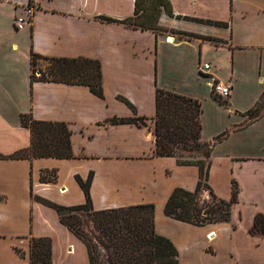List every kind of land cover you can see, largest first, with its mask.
Returning a JSON list of instances; mask_svg holds the SVG:
<instances>
[{
    "label": "crops",
    "instance_id": "crops-1",
    "mask_svg": "<svg viewBox=\"0 0 264 264\" xmlns=\"http://www.w3.org/2000/svg\"><path fill=\"white\" fill-rule=\"evenodd\" d=\"M163 2L171 16L155 0H137V13L136 0H0V154L30 146V131L20 125L24 114L66 124L72 151L69 159L0 160V264H30L33 238L51 240L52 264H89L84 244L36 198L81 205L75 177L90 173L94 210L154 205L155 230L176 247L178 264H264V233L253 226L255 217L264 219V103L258 118L246 116L264 94V2L251 3L253 27L237 22L240 35L233 26L245 19L246 0ZM26 5L33 12L17 30L15 18ZM232 8L240 14L231 17ZM229 20L228 28L209 23ZM31 52L98 61L103 98L82 85L30 84ZM205 63L230 87L226 98L206 86L198 71ZM157 89L201 103L202 141L210 133L212 140L204 141L212 145L225 134L212 147L208 184L224 200L236 184L229 223L197 227L164 215L175 188H195L198 169L153 157ZM134 116L142 125L109 123ZM51 170L56 181L42 182L41 172ZM221 184L224 193L216 192Z\"/></svg>",
    "mask_w": 264,
    "mask_h": 264
},
{
    "label": "trees",
    "instance_id": "trees-1",
    "mask_svg": "<svg viewBox=\"0 0 264 264\" xmlns=\"http://www.w3.org/2000/svg\"><path fill=\"white\" fill-rule=\"evenodd\" d=\"M155 2L158 6L164 5L166 12L172 15L163 0H155ZM138 7L136 0V13ZM128 21L131 20H126ZM209 23L217 27H229L227 23ZM205 39L220 43V40ZM38 60L48 62L49 66L43 71L36 70L34 67ZM30 70V84L40 81L82 85L88 87L96 96L103 98L100 64L96 60L43 58L31 52ZM36 71L39 72L38 77L35 75ZM220 103L223 104L222 101ZM263 103L264 94L246 116L250 120L258 118ZM128 105L131 107L130 104ZM201 113V103L197 100L161 89L156 90L153 157H171L178 165L195 166L198 169L195 188L192 191L175 188L164 204L163 213L172 220L197 227L229 223L232 206L236 203L238 195L234 182L229 200L219 198L208 184L212 147L220 143L225 138V134L217 136L212 145L203 142ZM142 122V118L135 116L130 119L113 118L109 121L112 125L137 126L142 125ZM20 125L30 131V146L10 155L0 154V160L72 158L70 131L66 124L36 121L31 114H24L20 117ZM56 179L55 170L42 171L40 174L42 182H55ZM75 180L83 192V204L65 207L40 198L36 200L53 209L60 223L84 244L89 264H99L102 255H106L107 264H178L176 247L168 238L159 235L155 230L153 204L94 210L89 192L92 173L86 180L78 176ZM203 192L209 195L207 201L200 200ZM82 217H87L91 222V232L84 228ZM253 226L256 231L264 233V219L261 216L254 218ZM29 261L30 264H52L49 238L31 239Z\"/></svg>",
    "mask_w": 264,
    "mask_h": 264
},
{
    "label": "rangeland",
    "instance_id": "rangeland-1",
    "mask_svg": "<svg viewBox=\"0 0 264 264\" xmlns=\"http://www.w3.org/2000/svg\"><path fill=\"white\" fill-rule=\"evenodd\" d=\"M259 1H262V2H264V0H259ZM246 2H247V4H245L244 5V9H245V11H247V13L245 14V19H235V25L233 26V29H234V32L237 34V35H240V34H242V25H241V23H237V22H240V21H243V22H245V26L246 27H253V25H254V18H255V12L254 11H252V6H251V3H256L257 2V0H246ZM231 3H232V1H231ZM251 6V7H250ZM233 11V12H232ZM240 9H237V8H232L231 9V17H233L234 16V13H236L237 15H239L240 14ZM230 23H232L231 22V20H229L228 22H227V24L229 25ZM231 29H232V26H231ZM256 36H259V35H256ZM255 36H253V38H254ZM252 38V39H253ZM263 41V38H262V40L260 41V42H262ZM251 42H253V40H251ZM225 59H226V61H230V58H228V57H225ZM47 66H49V63L48 62H46V61H44V60H38L37 62H36V65H35V69L36 70H44V68L45 67H47ZM222 67V66H221ZM224 68V67H223ZM24 70H25V72H26V64H25V66H24ZM35 75H36V77H38L39 76V72L38 71H36L35 72ZM253 82V84L254 85H256L257 84V79L256 80H254V81H252ZM210 137V133H208V134H206V135H204V138H203V141H204V139H206V140H208V141H211L212 139H210L209 138ZM208 141L206 142V141H204L205 143H207V144H209V145H211V143H208ZM213 144V143H212ZM218 190L219 191H221V193H224V190H225V187H224V185L223 184H221V185H219L218 187H217V190H216V192H218ZM208 198H209V195L208 194H206V192L205 193H203L201 196H200V200L201 201H203V200H205V201H207L208 200ZM159 202H157V204H158ZM82 219H83V221H84V228H86V231H88V232H91L92 231V226H91V222L87 219V217H82ZM94 236H97V235H94ZM107 257H106V255H102L101 257H100V262H99V264H107Z\"/></svg>",
    "mask_w": 264,
    "mask_h": 264
},
{
    "label": "built area",
    "instance_id": "built-area-1",
    "mask_svg": "<svg viewBox=\"0 0 264 264\" xmlns=\"http://www.w3.org/2000/svg\"><path fill=\"white\" fill-rule=\"evenodd\" d=\"M33 12V8L30 5L23 7V15L15 18V25L17 30H22L24 26L29 22L30 16ZM198 71L204 75L207 79L206 86L214 96L220 98H226L229 94L230 87L222 84L220 81L210 75V65L203 64L199 66Z\"/></svg>",
    "mask_w": 264,
    "mask_h": 264
},
{
    "label": "bare ground",
    "instance_id": "bare-ground-1",
    "mask_svg": "<svg viewBox=\"0 0 264 264\" xmlns=\"http://www.w3.org/2000/svg\"><path fill=\"white\" fill-rule=\"evenodd\" d=\"M171 41V40H170Z\"/></svg>",
    "mask_w": 264,
    "mask_h": 264
}]
</instances>
